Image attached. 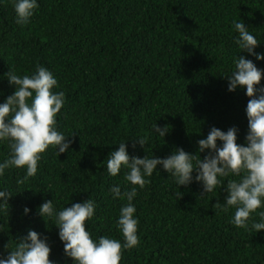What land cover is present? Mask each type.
I'll list each match as a JSON object with an SVG mask.
<instances>
[{
	"label": "trees",
	"instance_id": "trees-1",
	"mask_svg": "<svg viewBox=\"0 0 264 264\" xmlns=\"http://www.w3.org/2000/svg\"><path fill=\"white\" fill-rule=\"evenodd\" d=\"M31 22L19 25L11 0H0V103L11 95L6 73L31 75L43 66L53 73L65 103L58 130L71 135L70 148L57 155L49 147L38 171L23 184L26 169L10 168L0 190L12 197L0 210V256L7 255L29 229L42 233L56 264H73L64 254L59 229L38 215L53 200L61 210L89 197L95 215L86 222L93 239L123 242L116 227L126 199H113L110 186L122 191L124 169L107 173L111 151L124 140L130 156L167 157L177 147L197 154V141L215 126L238 128L245 143L250 99L245 89L227 90L234 58L244 55L264 69V61L235 44L233 21L245 23L264 53V0H39ZM261 84H264L262 77ZM31 103V99L28 101ZM167 126L165 137L153 125ZM136 137H147L145 150ZM218 145L221 143L217 141ZM10 149L0 144V162ZM199 153L201 159L206 155ZM133 203L139 218L140 244L123 252L120 264H264V230L234 226L235 209L222 211L223 187L203 194L200 183L177 186L158 166ZM195 175V173H194ZM229 179L224 178V186ZM203 194V195H202ZM27 206L31 213L23 215ZM259 220V217L253 216Z\"/></svg>",
	"mask_w": 264,
	"mask_h": 264
},
{
	"label": "clouds",
	"instance_id": "clouds-1",
	"mask_svg": "<svg viewBox=\"0 0 264 264\" xmlns=\"http://www.w3.org/2000/svg\"><path fill=\"white\" fill-rule=\"evenodd\" d=\"M11 2L19 25L30 23L40 7L39 0ZM233 28L238 33L235 44L239 53L246 52L256 60L264 61V53L255 51L261 41L245 23L233 21ZM233 63L234 69L227 75V90L245 89V95L250 98L245 108L248 131L244 144L237 143V127L222 131L213 126L206 138L197 141L198 156L182 147L175 148L167 157L130 156L126 143L129 139L121 141L119 147L111 151L106 165L108 175L116 177L124 169L125 181L133 185L124 191L119 184L109 188L113 199L127 201L121 206L116 220L123 242L109 236L93 239L90 231L86 230V222L93 219L97 206L90 197L61 210L54 207L52 199L39 206L38 215L45 223L46 217L52 219L59 229L58 237L64 245V254L72 259L73 264H120L124 251L139 246V218L135 215L133 203L137 196L136 186L143 189L148 183L147 178L159 172L158 166L174 179L178 187L200 183L203 194L213 192L217 186L223 187L227 195L222 211L235 209L231 223L245 230H264V84H261L264 69L258 68L244 55H238ZM6 77L15 90L0 103V144L6 143L10 149L8 158L0 162V177L7 169L24 168L26 172L24 178L17 181L19 185L37 174L42 154L50 146L59 156L70 148L72 140L68 139L71 135L58 130L57 115L65 103V94L53 90L58 82L52 72L38 65L30 76H20L9 70ZM168 131L167 126L153 125V132L159 136L165 137ZM136 138L132 147L139 144L145 150L148 138ZM217 141L221 143L218 145ZM205 150L208 152L201 159L199 153ZM229 176L239 179H229L224 186V178ZM11 197L10 191L0 190V210L8 206ZM30 213L31 209L25 206L23 215ZM254 215L259 217L258 221L253 219ZM17 239L14 249L5 246L9 251L6 257L0 256V264H56L50 259L52 249L44 234L29 229L25 236Z\"/></svg>",
	"mask_w": 264,
	"mask_h": 264
}]
</instances>
